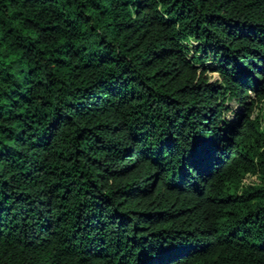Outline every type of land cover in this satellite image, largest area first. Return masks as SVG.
<instances>
[{"label":"trees","instance_id":"16d2710c","mask_svg":"<svg viewBox=\"0 0 264 264\" xmlns=\"http://www.w3.org/2000/svg\"><path fill=\"white\" fill-rule=\"evenodd\" d=\"M0 264H264V0H0Z\"/></svg>","mask_w":264,"mask_h":264},{"label":"rangeland","instance_id":"374dc122","mask_svg":"<svg viewBox=\"0 0 264 264\" xmlns=\"http://www.w3.org/2000/svg\"><path fill=\"white\" fill-rule=\"evenodd\" d=\"M209 75L215 79L218 77V75L216 73H209ZM232 107L234 108V110L239 111L241 109V107L238 105V103H235L233 100L230 102Z\"/></svg>","mask_w":264,"mask_h":264}]
</instances>
